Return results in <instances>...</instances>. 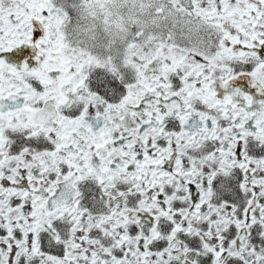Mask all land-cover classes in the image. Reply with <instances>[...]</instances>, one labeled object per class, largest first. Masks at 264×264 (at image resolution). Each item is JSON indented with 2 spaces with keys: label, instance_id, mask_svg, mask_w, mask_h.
<instances>
[{
  "label": "snow or ice",
  "instance_id": "obj_1",
  "mask_svg": "<svg viewBox=\"0 0 264 264\" xmlns=\"http://www.w3.org/2000/svg\"><path fill=\"white\" fill-rule=\"evenodd\" d=\"M0 264H264V0H0Z\"/></svg>",
  "mask_w": 264,
  "mask_h": 264
}]
</instances>
